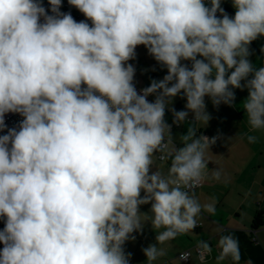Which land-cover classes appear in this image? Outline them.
Segmentation results:
<instances>
[{"label": "clouds", "instance_id": "1", "mask_svg": "<svg viewBox=\"0 0 264 264\" xmlns=\"http://www.w3.org/2000/svg\"><path fill=\"white\" fill-rule=\"evenodd\" d=\"M48 3L51 14L41 0H0V131L6 114L23 117L0 135V264H129L124 245L143 230L147 204L152 228L163 229L143 249L152 264L164 255L158 245L195 229L202 211L215 214L190 190L206 179L218 137L190 128L167 175L150 173L173 142L166 109L176 124L191 112L206 126V96L232 106L233 89H247L250 129L264 130V66L248 59L264 37V0H231L234 16L222 0H68L79 22L62 0ZM141 45L167 74L138 92L128 61ZM181 92L187 111L170 107ZM217 247V264H240L236 237L221 235Z\"/></svg>", "mask_w": 264, "mask_h": 264}, {"label": "crops", "instance_id": "2", "mask_svg": "<svg viewBox=\"0 0 264 264\" xmlns=\"http://www.w3.org/2000/svg\"><path fill=\"white\" fill-rule=\"evenodd\" d=\"M42 6L49 4L48 0H41ZM221 7L229 16H234L235 9L231 0H222ZM248 59L259 68L264 66V37L253 41ZM135 67L134 83L136 87H148L151 80H161L167 74V69L150 56L144 46L136 48V58L128 61ZM190 66V62L184 61ZM251 78V77H249ZM244 82L242 81V84ZM235 100L232 106L221 103L214 106L209 97H205L206 111L210 120L205 126L203 123L193 124V114L180 127L171 131L173 142L169 145L168 160L161 161L159 154L153 157L150 173L159 170L167 175L175 148L183 147L181 137L187 134L190 128L195 129L196 137L201 134L212 138L218 137L215 144L205 153L209 160L207 177L203 186L194 193L195 198L203 205L215 202V214L203 212L196 218V230L178 235L175 239L158 245L164 250V255L153 261L152 264H217L220 249L217 247L221 235L231 234L239 241L241 252L240 264L252 261V264H264V226L255 227L258 218L264 221V130L252 132L248 124L247 115L243 109V102L248 96L247 89H233ZM154 101L155 96H151ZM186 98L181 92L173 98L170 106L176 111H187ZM166 123H173L172 111H165ZM248 135H255L257 142L250 144ZM219 171V179L213 178V171ZM144 193L141 192V196ZM151 204L141 205L139 211L144 222L141 232H134L135 239L125 242V253H130L129 264H148L143 249L156 244V234L163 229H153L151 225ZM257 238V240H255ZM201 241H206L211 252H205V258L200 260L195 252ZM193 251L190 261L184 262L179 258L180 253ZM220 264H232L231 259Z\"/></svg>", "mask_w": 264, "mask_h": 264}, {"label": "built area", "instance_id": "3", "mask_svg": "<svg viewBox=\"0 0 264 264\" xmlns=\"http://www.w3.org/2000/svg\"><path fill=\"white\" fill-rule=\"evenodd\" d=\"M43 7H45L46 10H49V14H51L50 5L49 4L44 5ZM60 10L62 12H64V13H71L73 18L77 22L86 19L84 17V15L81 12H79L78 9H76L75 7L71 6L68 3V0H62V7H61ZM41 22H43V18H41ZM88 22L91 23L90 21H88ZM136 89H137L138 92H140V90L143 89V88L142 87H136ZM148 100L150 102H152L151 96L148 97ZM22 119H23V117L20 114H18V113H8V114H6L5 115V123H6L7 127L3 131H0V135L6 134L8 129H11V128H17L18 129L19 123H20V121ZM167 124H169L171 126V131L174 128H177V127L181 126V124H176L174 122L173 123H167ZM169 145H168V147H169ZM167 150H168V148L166 149L165 152H157L159 154V158L162 155H164L166 157L165 159H160L161 161H167L168 160ZM203 183L200 186L196 187L195 189L190 190V193H194L198 188H201L203 186ZM3 227H4V221L2 219H0V230H2ZM255 240H257V238H255ZM2 247H3V245L0 244V249H2ZM195 252H196V254H197V256H198V258L200 260H203L205 258V252H203L202 249L199 246L195 248ZM182 256L187 257V259L186 260H182L181 259ZM192 257H193V251L192 250H187L185 252L180 253V255H179V258L181 259V261H184V262L190 261Z\"/></svg>", "mask_w": 264, "mask_h": 264}, {"label": "trees", "instance_id": "4", "mask_svg": "<svg viewBox=\"0 0 264 264\" xmlns=\"http://www.w3.org/2000/svg\"><path fill=\"white\" fill-rule=\"evenodd\" d=\"M259 226H264V221H261L260 218L255 222V227L258 228ZM194 230H196V228Z\"/></svg>", "mask_w": 264, "mask_h": 264}]
</instances>
